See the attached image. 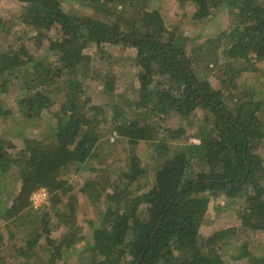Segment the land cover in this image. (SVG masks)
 <instances>
[{
  "label": "trees",
  "instance_id": "1",
  "mask_svg": "<svg viewBox=\"0 0 264 264\" xmlns=\"http://www.w3.org/2000/svg\"><path fill=\"white\" fill-rule=\"evenodd\" d=\"M19 1L29 3L34 15L18 17L23 29L16 41L23 44L15 49L12 38L14 44L0 53V90L7 92L16 77L15 58L20 66L30 61L28 45L39 48L47 44L48 49L60 52L62 61L39 59L26 67L29 78L23 80L24 94L17 104L26 118L39 117L57 97L59 109L54 115L53 132L41 139H26L18 159L8 157L6 143L0 139V172L15 168L21 181L11 206L1 208L0 221L9 220L12 227L24 229V235H20L7 222L3 230L0 228L5 233L0 232V264L13 259L28 264L42 233H50L47 200L51 214L68 228L51 247L48 264L63 259L79 238L80 229L75 227L77 196L66 174L70 167L76 174L96 170L94 159L104 137L100 123L106 121L104 105L93 103L88 88L83 86L84 80L102 72L93 70L92 55L81 52L89 41L97 45L129 43L137 48L133 65L141 85L135 109H145L155 116L174 112L189 119L201 105L216 120L192 135L197 144H183L170 158H165V142L159 141L152 184L140 195L132 186L144 168L138 159L131 160L130 170L109 184L106 200L114 207H107L99 227L92 229L91 244L78 251V264H225L219 252L236 234L235 229L215 231L207 237L200 234L209 197L212 200L219 195L243 201L237 211L242 228L264 231V159L255 153L264 144V124L256 115L259 102H244L231 94L225 98L220 91L212 90L206 79L219 63V49L224 59L264 60V0H175L193 4L192 18L196 21L206 20L220 7L226 8L233 20L227 30L205 41L193 57L186 55L187 39L177 35L175 28H166L150 0H73L100 13L101 22L66 13L62 7L65 0ZM16 21L0 14V35L11 37L12 30L18 31ZM55 25L59 39L68 42L50 38ZM97 60L95 67L106 60L104 68L120 62L106 52ZM197 74L205 75L204 80L199 81ZM101 76L109 93L102 92L112 98L117 94L113 91L115 75L109 70ZM8 113L0 109V117ZM155 128L129 120L110 124L107 129L114 134L113 139L120 137L135 144L157 137ZM167 133L173 138L183 135L180 128ZM102 188L90 179L79 193L94 202ZM37 190H43L46 198L34 209L30 196ZM206 192L210 196L204 199L200 195ZM64 195H68V213L57 210ZM26 220L38 223V227L29 228ZM245 258V264H264V256L248 252L234 260Z\"/></svg>",
  "mask_w": 264,
  "mask_h": 264
},
{
  "label": "rangeland",
  "instance_id": "2",
  "mask_svg": "<svg viewBox=\"0 0 264 264\" xmlns=\"http://www.w3.org/2000/svg\"><path fill=\"white\" fill-rule=\"evenodd\" d=\"M151 7L159 10L166 28H175L176 34L187 39L185 52L188 57H193L195 52L200 46L211 38H216L217 35L227 30L232 24V17L228 14L226 8H217L210 17L206 20L196 21L192 18L195 12V6L190 3L181 4L175 0H150ZM66 13L84 18L88 21L92 19L95 22L102 21V15L93 11L90 8L80 5L73 0H65L62 4ZM32 6L29 3L19 0H0V14L5 16L6 19L10 17L16 19L15 26L18 31L10 33L11 37L0 35V53L6 51L8 45L14 44L11 40H15L14 48L18 49L23 42L16 41L18 35L23 29V24L18 20L20 16L32 17L34 14ZM58 25L54 26L50 38L57 42H68L69 40H60L57 34ZM63 42V43H64ZM28 42H26V45ZM27 52L30 56V61L20 66V62L15 58L14 69L16 77L12 80L11 85L6 92L0 90V109L2 111H9L8 114L0 117V139L6 143V152L9 158L18 159L20 157V149H22L26 139H41L44 136L51 134L56 124L54 117L58 111L59 98L57 97L52 104L46 108L39 117L26 118L18 107V99L23 96L22 90L24 79L29 78V71L26 67L34 64L37 60L46 59L51 63L61 62L60 52L57 50L48 49V45L36 48V46L28 45ZM83 54L92 55L93 70L98 69L100 74L92 75V79L84 80L83 86L88 88V93L91 96L93 103L104 105L105 109V123H100L103 128L104 137L98 144L96 151V158L94 159L96 170L92 173H84L83 171L78 174L74 173L75 168L70 167L67 178L70 177L73 186L74 194L77 196L76 212H75V227L80 229L78 239L72 250L64 254L63 259L57 261L55 264H78V251L84 250L87 245L92 242V229L99 227L101 218L105 213L107 207L113 208L114 205L106 200V193L108 192L109 184L123 174L130 170V163L132 159H138V164L144 168V172L139 176L136 183L132 186L135 193L140 195L147 191L152 184L153 167L157 159L156 149L158 142H165L164 152L165 158L173 156L183 144L194 143L197 144L198 140L192 135L196 133L199 127H210L215 117L201 105L197 107L195 113L191 114L189 119H183L176 113H169L165 116H155L145 109H135V102L137 98V89L139 88L140 81L136 73L138 70L133 65V59L136 57L138 50L134 46L128 44H119L117 42L103 43L97 45L93 41L85 44L82 51ZM102 52L112 53L115 58L120 62L116 65L107 66L106 60L99 66L95 67L98 63L99 56ZM219 63L215 66L213 72H209L207 82H209L211 89L220 91L221 95L225 98L230 94L238 97L241 101L247 102L252 100L254 103L259 102L260 111L256 114L260 122L264 124V60L255 61L250 59L245 61L242 59H224L221 54V49L218 51ZM252 64L253 67H252ZM195 73L194 65L191 66ZM105 69V71H103ZM109 70L113 71L115 75V87L113 88L115 96L108 98L107 92L104 87V75ZM199 81L205 75L197 74ZM114 101H116L114 103ZM131 103V104H130ZM117 105V107L115 106ZM116 107V108H115ZM253 108V107H252ZM139 120V123L144 125H155L154 137L151 141H139L135 144L129 143L126 139L114 137L109 134L107 129L110 124H118L122 121ZM180 128L183 135L171 137L167 132ZM264 132V129H263ZM168 136H166V134ZM261 158L264 159V144L258 151H255ZM91 177V178H89ZM92 179L99 185L105 187L100 196L92 202L88 197L79 193V190L84 187L88 180ZM20 177L17 169L10 170L8 173L0 172V212L1 208H9L12 200L18 194L20 188ZM200 196H210L209 192L201 194ZM68 195L62 197V203L57 206V210L68 213ZM241 199H228L224 195H219L217 199H210L206 204V213L203 226L200 229V234L203 237L209 236L215 231H220L227 228H234L236 234L227 245H224L219 254L225 264H245L247 259L234 260L235 256L243 253H250L253 256H264V231H252L242 228L241 223L237 218V211L243 206ZM47 208L50 212V220L47 228L50 230V235L45 236L42 233L39 244L32 252L34 255L29 259L28 264H48L51 247L57 243L66 233L68 228L59 223L50 209L49 201H46ZM31 206V203H30ZM120 206V205H119ZM32 208V207H30ZM33 209V208H32ZM34 210V209H33ZM55 210V209H54ZM119 212H123V207L120 206ZM5 222L11 225L10 221H0V228L3 230ZM28 227L37 226L30 223L28 220ZM30 223V224H29ZM2 225V226H1ZM20 235H24V229L18 228ZM1 232V231H0ZM5 236V233L1 232ZM18 235V234H17ZM18 235V236H20ZM6 250V247H3ZM77 251V252H76ZM8 264H18L17 261L10 260Z\"/></svg>",
  "mask_w": 264,
  "mask_h": 264
},
{
  "label": "built area",
  "instance_id": "3",
  "mask_svg": "<svg viewBox=\"0 0 264 264\" xmlns=\"http://www.w3.org/2000/svg\"><path fill=\"white\" fill-rule=\"evenodd\" d=\"M46 198V193L43 190H37L33 192L30 196L31 206L36 209L44 202Z\"/></svg>",
  "mask_w": 264,
  "mask_h": 264
},
{
  "label": "water",
  "instance_id": "4",
  "mask_svg": "<svg viewBox=\"0 0 264 264\" xmlns=\"http://www.w3.org/2000/svg\"><path fill=\"white\" fill-rule=\"evenodd\" d=\"M161 220H162V218H161ZM161 220H160V221H161ZM160 221H159V223H158V225H157L156 229L159 227Z\"/></svg>",
  "mask_w": 264,
  "mask_h": 264
}]
</instances>
